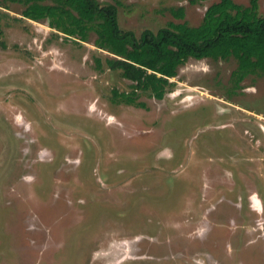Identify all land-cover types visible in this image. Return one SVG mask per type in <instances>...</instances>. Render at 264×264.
<instances>
[{"label":"rangeland","instance_id":"obj_1","mask_svg":"<svg viewBox=\"0 0 264 264\" xmlns=\"http://www.w3.org/2000/svg\"><path fill=\"white\" fill-rule=\"evenodd\" d=\"M99 1L139 35L218 0ZM23 8L0 5V264H264V75L188 57L162 98L122 100L94 32Z\"/></svg>","mask_w":264,"mask_h":264},{"label":"trees","instance_id":"obj_2","mask_svg":"<svg viewBox=\"0 0 264 264\" xmlns=\"http://www.w3.org/2000/svg\"><path fill=\"white\" fill-rule=\"evenodd\" d=\"M4 0H0V5ZM24 4L22 16L46 19L48 25L66 37L87 40L95 33L94 44L109 51L105 58L112 69H120L131 80L130 92L114 95L135 102L137 91H149L162 98L170 77L188 57L214 59L234 57L231 84L238 87L249 74L264 75V15L257 0L243 5L234 0L212 2L197 25L169 21L156 31L144 29L139 35L118 23L115 3L99 0H10ZM198 0H191L196 2ZM175 17H183L182 6L171 7ZM0 11V16H1ZM1 20V19H0ZM2 28L0 24V37ZM0 42L2 40L0 39ZM140 105L142 103H139Z\"/></svg>","mask_w":264,"mask_h":264}]
</instances>
